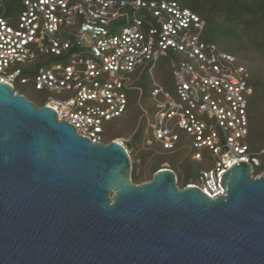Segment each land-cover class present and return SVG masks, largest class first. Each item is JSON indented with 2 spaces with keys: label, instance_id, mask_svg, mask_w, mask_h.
Listing matches in <instances>:
<instances>
[{
  "label": "water",
  "instance_id": "95a60500",
  "mask_svg": "<svg viewBox=\"0 0 264 264\" xmlns=\"http://www.w3.org/2000/svg\"><path fill=\"white\" fill-rule=\"evenodd\" d=\"M12 92L0 82V264H264L257 160L230 166L216 198L167 163L134 183L120 142Z\"/></svg>",
  "mask_w": 264,
  "mask_h": 264
},
{
  "label": "built area",
  "instance_id": "2783aa9c",
  "mask_svg": "<svg viewBox=\"0 0 264 264\" xmlns=\"http://www.w3.org/2000/svg\"><path fill=\"white\" fill-rule=\"evenodd\" d=\"M15 2L13 17L8 0H0V82L12 85L13 95L22 94L16 81L29 83L21 64L58 58L33 74L41 105L91 143L105 144V122L125 113L132 76L145 70L152 81L151 107H141L145 145L175 151L184 139L193 160L206 154L208 168L188 184L216 198L226 193L221 177L230 166L257 160L246 141L250 71L201 39L205 22L190 9L173 0ZM161 58L169 60L172 89L154 77Z\"/></svg>",
  "mask_w": 264,
  "mask_h": 264
},
{
  "label": "rangeland",
  "instance_id": "374dc122",
  "mask_svg": "<svg viewBox=\"0 0 264 264\" xmlns=\"http://www.w3.org/2000/svg\"><path fill=\"white\" fill-rule=\"evenodd\" d=\"M207 1V0H206ZM219 5L213 9L212 15L214 18V28L212 33V40L220 50L240 54L244 56L246 63L253 74H258L259 67L264 68V59L258 57L256 54L264 55V0H218ZM18 5L15 0H8L7 14L13 17L18 13ZM166 67L163 68V65ZM24 66V65H23ZM155 72V70H154ZM153 72V74H154ZM264 72V70H263ZM156 73L159 77L164 79H171V70L169 64L165 59H159L156 63ZM156 75V74H155ZM264 77V76H263ZM141 94L144 91L142 99L137 96L129 95L130 111L137 110L139 105L144 109H149L151 106L147 100V91L151 87V77L148 73H144L143 77L137 80ZM16 87L23 92L28 99L33 100L35 103H40L43 94L33 89L31 85H22L16 81ZM124 117V116H123ZM116 118L104 124L107 131L116 130L118 132V139L128 150L132 162L131 178L134 183H142L152 178L154 171L161 168L166 163L173 166V170L177 175V185L183 186V181L189 179L188 171H196L207 169L208 162L203 155L202 161H188L185 170L180 165H175L177 160L183 154L159 153V151L149 150L139 145L138 141L134 145L135 140L132 135L139 131L138 126L143 120L137 117L133 125L129 126L124 121L125 118ZM109 128V129H108ZM142 137V135H141ZM131 140L133 145L127 148V141ZM134 140V141H133ZM140 142V141H139ZM134 174H138L134 178Z\"/></svg>",
  "mask_w": 264,
  "mask_h": 264
},
{
  "label": "trees",
  "instance_id": "16d2710c",
  "mask_svg": "<svg viewBox=\"0 0 264 264\" xmlns=\"http://www.w3.org/2000/svg\"><path fill=\"white\" fill-rule=\"evenodd\" d=\"M173 1H176L181 7H186L188 9H190L192 12L196 13L197 15H199V17L201 19L204 20L205 25H204V29L202 32L201 39L204 41L215 44L212 40V33H213V28H214V18L216 16H213L211 11H213V9H215V7L217 5H219V1L218 0H207V1L206 0H173ZM215 19H217V18H215ZM224 52H227V51H224ZM227 53L234 55L237 58L238 62L244 63L250 71L249 83L253 88V93L248 98L247 116H248V122H249L248 123L249 130H248V135L246 137V141L248 144V151L252 153L253 158H256L258 160L257 165H253V174L257 175L264 170V77H263L264 76V72H263L264 68H263V66H260L258 69L259 75H257V74L255 75L250 70L246 61L243 60L244 56H241L240 54H237V53L236 54L231 53V52H227ZM256 55H258V57H261L262 59H264V55H260V54H256ZM162 59H165L167 64H169L168 59H166V58H162ZM55 60H58V58L56 59V57H53V56L50 57L49 56L47 58V60H45V61H43V57H41L32 63L21 64L20 66H22V68H23L22 76H26L29 78V83L28 84H22V85H31L33 87L32 77H33V74L36 72V70L39 68V66L45 65L49 61L55 62ZM164 67H166V64L163 65V68ZM154 70H155V72H154L155 79L160 84L165 86L166 88L172 89V83H173L172 73H171V79H164V78L161 79V77H159V74L156 73V64H155ZM170 70H171V68H170ZM144 73H147V72L145 70H140V71H137L135 74H133V76H132L133 77V84L129 89H127V97H128L127 109L121 117L124 116L123 118H125L124 121L126 122V125L130 122L128 124L129 126L133 125V122H131V120H134L137 117H139L140 120H143L141 123H139V126H138L139 131L135 132L132 135V138L135 140V142H133L134 145L136 144V141H138L139 145L140 144L143 145V147L146 148V150L147 149L155 150V151L157 150V151H159V153H162V152L171 153V154H180L181 153V154H183V156L177 160L175 165H180L182 167V169L185 170L187 168V167L185 168V166L187 165L188 161H195L191 158V154L194 150L191 149L187 145L183 146V144L186 143L185 140L183 139V140L179 141L178 148L175 151H168V150L161 149L155 144L152 146H146L145 145L146 121L142 115L141 106L139 105L138 106L139 108L133 112L130 111L131 103L129 101V95L137 96V94H138L139 99H142V97L144 96V91L142 92L141 96H139L141 88L137 82L138 79L143 77ZM33 89H35V88L33 87ZM150 89H151V87H150ZM150 89L147 91V100H148ZM36 91H38V90H36ZM19 92L22 93L27 98V96L23 92H21L20 90H19ZM39 92H41V91H39ZM28 100H30V99H28ZM40 100H41L40 103H35L33 100H30V101H32V102H34V104L40 106L42 104L43 97ZM112 120H114V119H112ZM112 120H110V121H112ZM110 121H107L105 123H108ZM104 133H105L107 140L118 139L117 138L118 132L116 130L113 131L111 127H110V130H108V131H107V128L104 127ZM141 135H142V137H141ZM133 143H131V140H128L127 144H129V145H127V148L131 147L133 145ZM204 155H205V159H206V154H204ZM169 168H171L173 170V166L172 167L169 166ZM136 176H138V174H134V178ZM186 184H187V181H185V182L183 181V186Z\"/></svg>",
  "mask_w": 264,
  "mask_h": 264
},
{
  "label": "flooded vegetation",
  "instance_id": "af4514ba",
  "mask_svg": "<svg viewBox=\"0 0 264 264\" xmlns=\"http://www.w3.org/2000/svg\"><path fill=\"white\" fill-rule=\"evenodd\" d=\"M163 167V166H162ZM156 171V170H155ZM154 171V172H155ZM192 172H195L196 173V176H195V174L193 175V173ZM189 179L187 180V184L188 183H191V182H195L196 181V178H197V172L196 171H189ZM178 177H177V175H176V179H177Z\"/></svg>",
  "mask_w": 264,
  "mask_h": 264
},
{
  "label": "bare ground",
  "instance_id": "6f19581e",
  "mask_svg": "<svg viewBox=\"0 0 264 264\" xmlns=\"http://www.w3.org/2000/svg\"><path fill=\"white\" fill-rule=\"evenodd\" d=\"M119 140V139H118ZM120 141V140H119Z\"/></svg>",
  "mask_w": 264,
  "mask_h": 264
}]
</instances>
